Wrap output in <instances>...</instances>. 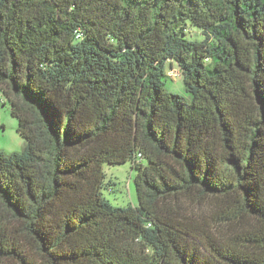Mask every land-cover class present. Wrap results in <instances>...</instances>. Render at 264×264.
Wrapping results in <instances>:
<instances>
[{
  "label": "trees",
  "instance_id": "1",
  "mask_svg": "<svg viewBox=\"0 0 264 264\" xmlns=\"http://www.w3.org/2000/svg\"><path fill=\"white\" fill-rule=\"evenodd\" d=\"M0 104V264H264V0H0Z\"/></svg>",
  "mask_w": 264,
  "mask_h": 264
},
{
  "label": "rangeland",
  "instance_id": "2",
  "mask_svg": "<svg viewBox=\"0 0 264 264\" xmlns=\"http://www.w3.org/2000/svg\"><path fill=\"white\" fill-rule=\"evenodd\" d=\"M168 75L172 83L167 84V90L174 94L183 93V76L177 64H167ZM18 122L11 116L10 106L0 104V151L7 154L23 152L26 141L17 133ZM106 182L110 188L104 191L105 197L116 207L137 206L138 199L134 178L136 171L130 163L110 166L104 165Z\"/></svg>",
  "mask_w": 264,
  "mask_h": 264
}]
</instances>
